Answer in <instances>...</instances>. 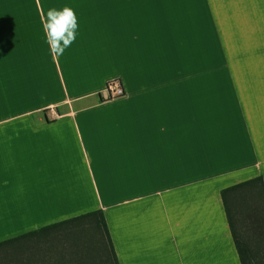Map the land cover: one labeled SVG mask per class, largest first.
<instances>
[{
	"label": "crops",
	"instance_id": "0c3cea01",
	"mask_svg": "<svg viewBox=\"0 0 264 264\" xmlns=\"http://www.w3.org/2000/svg\"><path fill=\"white\" fill-rule=\"evenodd\" d=\"M25 3L0 4V242L101 209L119 264H240L220 190L264 181V0Z\"/></svg>",
	"mask_w": 264,
	"mask_h": 264
},
{
	"label": "trees",
	"instance_id": "16d2710c",
	"mask_svg": "<svg viewBox=\"0 0 264 264\" xmlns=\"http://www.w3.org/2000/svg\"><path fill=\"white\" fill-rule=\"evenodd\" d=\"M220 197L240 264H264L263 178L259 175L226 186ZM37 232L43 235L26 242L11 243L20 236L0 242V247L9 251L15 247L22 256L29 254L28 248L33 249V258L9 259L6 264H119L101 209L30 233Z\"/></svg>",
	"mask_w": 264,
	"mask_h": 264
},
{
	"label": "clouds",
	"instance_id": "9594fccd",
	"mask_svg": "<svg viewBox=\"0 0 264 264\" xmlns=\"http://www.w3.org/2000/svg\"><path fill=\"white\" fill-rule=\"evenodd\" d=\"M77 29V16L72 7L65 5L60 9L49 8L43 21V30L50 51L56 57L63 55L72 45Z\"/></svg>",
	"mask_w": 264,
	"mask_h": 264
},
{
	"label": "rangeland",
	"instance_id": "374dc122",
	"mask_svg": "<svg viewBox=\"0 0 264 264\" xmlns=\"http://www.w3.org/2000/svg\"><path fill=\"white\" fill-rule=\"evenodd\" d=\"M6 1H9V0H0V4L3 2H6ZM22 1H24V4H26L25 2H27V0H22ZM231 60L238 62V56H232ZM219 61H220L219 56H213L212 55V63H216ZM31 251H33V249L28 248L29 254H25L27 256H22V255H19V254H21L20 250H17L15 247H11L10 251L7 250L6 247H3V248L0 247V264L8 263V262H6V260H9V259H19V258L24 259V258H30V257L33 258V256H30V255H32V254H30ZM1 252H3V253H1ZM106 252L109 253L108 248H106Z\"/></svg>",
	"mask_w": 264,
	"mask_h": 264
},
{
	"label": "built area",
	"instance_id": "2783aa9c",
	"mask_svg": "<svg viewBox=\"0 0 264 264\" xmlns=\"http://www.w3.org/2000/svg\"><path fill=\"white\" fill-rule=\"evenodd\" d=\"M124 93H125V90L121 84L120 79L113 78L107 82V85H106V97L107 98H117V97L124 95Z\"/></svg>",
	"mask_w": 264,
	"mask_h": 264
}]
</instances>
